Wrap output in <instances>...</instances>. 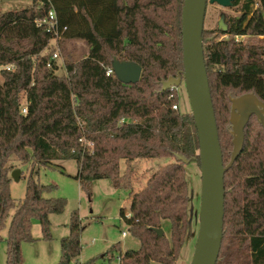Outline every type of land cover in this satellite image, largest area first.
<instances>
[{"label": "trees", "instance_id": "16d2710c", "mask_svg": "<svg viewBox=\"0 0 264 264\" xmlns=\"http://www.w3.org/2000/svg\"><path fill=\"white\" fill-rule=\"evenodd\" d=\"M32 7L0 10V241L5 264H21L20 246L33 243L32 222L42 239L51 240L50 215H60L64 198H47L55 186L27 176L22 200L10 195L9 161L51 167L74 160L76 180L90 196V185L108 180L129 191V211H120L137 250L118 252L120 264H176L189 232V191L185 168L175 155L197 162L198 138L193 118L173 110L176 89L161 91L169 77L181 76L183 0H31ZM255 3L258 6L254 8ZM239 16L230 18V40L209 39L203 30L204 63L216 120L223 165L230 160L232 136L226 125L231 98L252 93L264 103V46L242 44L235 37H264V0H236ZM50 9L67 30L60 41H81L88 53L79 61L66 55L65 76L55 74L47 51L52 36L38 27ZM142 68L138 83L124 85L106 76L112 60ZM50 63V67L48 64ZM216 68V69H215ZM182 77V76H181ZM26 94L27 114L20 113ZM173 96L170 98V96ZM91 143L92 147L83 144ZM174 159L158 168L137 193L132 191L131 163ZM126 170L121 173L120 162ZM170 225V236L154 229ZM81 221L70 215L68 235L60 240L56 264H72L81 253ZM111 255V256H110ZM107 257H109L107 259ZM85 264H94V260ZM216 264H264V128L253 116L244 129L243 149L224 174V217Z\"/></svg>", "mask_w": 264, "mask_h": 264}, {"label": "rangeland", "instance_id": "374dc122", "mask_svg": "<svg viewBox=\"0 0 264 264\" xmlns=\"http://www.w3.org/2000/svg\"><path fill=\"white\" fill-rule=\"evenodd\" d=\"M31 0H13L0 1V10L3 12L12 9H23L32 7ZM255 7V6H254ZM221 14L227 17V22L230 18L238 17L239 11L236 7L222 8L217 4H207L204 26L206 34L212 33L211 38L219 40H230L228 36H222L217 29V23ZM236 42L242 44H254L256 46H264V37H249L240 36L234 38ZM47 53L52 56L53 53H58V59L55 61L57 76H65L66 55L71 54L74 62L79 61L87 55L88 48L81 41L63 42L58 41L56 44L50 42ZM216 69V68H215ZM175 104L181 113H188L191 115L188 98L186 95L184 84L176 88ZM226 97L231 99V93L226 92ZM26 94L22 93L20 96V104L24 103ZM237 98V97H236ZM231 103L228 109L229 122ZM226 111L222 114L220 121L222 128L230 134L231 127L229 125H222L225 121L224 116ZM256 118V117H255ZM226 122V121H225ZM231 135V134H230ZM83 144L92 147L91 143ZM232 143V139L230 141ZM233 146L230 149L232 152ZM231 156V154H230ZM230 161V160H229ZM175 162L174 159H157V160H138L131 163L132 170L131 184L134 193L139 192L146 184V181L158 168L167 164ZM229 163V162H228ZM227 163V164H228ZM226 164V165H227ZM126 163L120 162V171L123 173L126 170ZM185 179L189 191V229L186 241L181 249L179 258L176 264H190L193 255L197 232H198V211L200 202V170L197 162L184 164ZM8 166L13 170H21L20 179L18 181L12 180L9 186L10 195L15 201L22 200L25 191L27 176L33 173L34 179L42 185L55 186V190L45 195L47 198H64L66 200V207L64 212L60 215H50V234L51 240L42 239L39 222L34 220L32 222L31 237L36 241L33 243L23 242L20 246V254L22 264H56L60 259V240L68 235V224L70 215L73 211L77 214L81 221V253L79 257L73 261L72 264H85L93 261L94 264H108L105 258L107 253L114 245H118L122 253L128 250H137L139 242L133 238L129 233L126 224L120 219V211L125 213L129 211V191L125 188H115L108 180H97L90 185V196L80 187L76 180L78 172L77 164L74 160L57 161L54 166L43 167L34 163L27 165L12 159ZM10 171V173H11ZM9 173V176H10ZM163 231L166 237L170 236V225L167 221L163 223ZM122 232H126V237H122ZM0 235L5 238L6 230H3ZM118 252H113V260L111 264H118ZM110 255V256H111ZM109 257H107L108 259ZM6 262V245L0 241V264Z\"/></svg>", "mask_w": 264, "mask_h": 264}, {"label": "water", "instance_id": "95a60500", "mask_svg": "<svg viewBox=\"0 0 264 264\" xmlns=\"http://www.w3.org/2000/svg\"><path fill=\"white\" fill-rule=\"evenodd\" d=\"M236 0H183L181 12L182 65L181 76L169 77L162 82L161 91L178 88L184 84L191 116L198 138L200 170V202L198 211L197 239L190 264H216L220 253L224 217V174L229 170L243 149L244 129L251 117H256L264 128V103L254 94L231 98L229 123L232 136V152L229 163L224 166L220 149L216 120L209 90L203 50V26L207 4L231 8ZM227 17L221 14L217 29L227 31ZM211 38L210 40H212ZM116 79L124 84L139 82L142 68L133 62H111ZM176 159L183 164L189 161L179 155ZM21 171H11L10 178L18 181ZM162 237V229H154ZM190 232V229H189Z\"/></svg>", "mask_w": 264, "mask_h": 264}, {"label": "built area", "instance_id": "2783aa9c", "mask_svg": "<svg viewBox=\"0 0 264 264\" xmlns=\"http://www.w3.org/2000/svg\"><path fill=\"white\" fill-rule=\"evenodd\" d=\"M0 1H13V0H0ZM258 6V3H255V7L256 8ZM38 27H44L45 30L47 32H49L52 36V39L50 42L56 44L58 41H60L62 39V36L64 35V33L66 32L67 28L66 27H60L59 23H58V19L57 16L55 14V11L53 9H50L47 13V15L42 19L36 22ZM242 37V36H241ZM237 38V37H235ZM58 59V53H53L51 58H50V63L51 62H55ZM50 63L48 64V67H50ZM0 70H6V71H13L14 70V66L12 65H7V66H3L0 67ZM114 75L112 68H108L106 70V76H111ZM171 89H175V88H171ZM173 96L171 95L170 98H172ZM27 106H28V102L27 99L25 98L24 103L20 104V113L22 115H26L27 114ZM173 110H178V106L177 105H173L172 106ZM126 232H122V237H126ZM118 264H120V258L118 257Z\"/></svg>", "mask_w": 264, "mask_h": 264}, {"label": "crops", "instance_id": "0c3cea01", "mask_svg": "<svg viewBox=\"0 0 264 264\" xmlns=\"http://www.w3.org/2000/svg\"><path fill=\"white\" fill-rule=\"evenodd\" d=\"M21 171V170H20ZM21 255V254H20ZM21 264H22V259H21Z\"/></svg>", "mask_w": 264, "mask_h": 264}, {"label": "flooded vegetation", "instance_id": "af4514ba", "mask_svg": "<svg viewBox=\"0 0 264 264\" xmlns=\"http://www.w3.org/2000/svg\"><path fill=\"white\" fill-rule=\"evenodd\" d=\"M226 22H227V20H226Z\"/></svg>", "mask_w": 264, "mask_h": 264}]
</instances>
